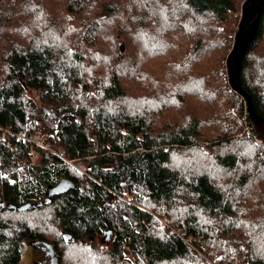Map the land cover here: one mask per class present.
Returning a JSON list of instances; mask_svg holds the SVG:
<instances>
[{"label": "trees", "instance_id": "obj_1", "mask_svg": "<svg viewBox=\"0 0 264 264\" xmlns=\"http://www.w3.org/2000/svg\"><path fill=\"white\" fill-rule=\"evenodd\" d=\"M241 2L0 0V264L46 242L58 264L60 242L72 264H264V191L248 187L262 182L264 129L225 67ZM263 71L264 8L237 75L264 121ZM59 180L72 187L49 193ZM25 211L52 240L10 217Z\"/></svg>", "mask_w": 264, "mask_h": 264}, {"label": "rangeland", "instance_id": "obj_2", "mask_svg": "<svg viewBox=\"0 0 264 264\" xmlns=\"http://www.w3.org/2000/svg\"><path fill=\"white\" fill-rule=\"evenodd\" d=\"M241 1L242 0H240V2ZM238 13H239V11H238ZM236 15H238V14H236ZM128 38H129L128 39L129 49H130V47L132 45H136L137 46V42L132 40L131 37L129 36V34H128ZM116 39H117V41H116L117 43L119 41L122 42L123 51H120L119 49L118 50H119L120 53H123L124 49H125V40H124L125 37H123L120 33H118L116 35ZM132 48H133V46H132ZM263 74H264V71H263ZM248 75H250V74H248ZM261 78L264 80V76L263 75H262ZM250 83L253 84L252 82H250ZM256 89L258 90L259 95L263 96V102H264V94L260 93V91H263V86H261V87L260 86L259 87L256 86ZM261 103H262V101H261ZM211 108H212L211 105H207V106L203 107V109L205 111H207L208 113L211 112ZM243 110H245L244 109V104H243ZM238 117H239L240 122L242 123L241 132H243L244 134H246L248 136H252L253 133L250 130V126H248L246 124L245 120H244L245 116L243 115V111H242V115L238 116ZM204 124L207 127V131L206 130L205 131L209 134L210 133L209 132L210 127H208L206 125L207 122H204ZM257 135L259 136L258 132H257ZM257 135L254 134L252 136V141L254 142V144H256L259 148H261L264 151V143L261 141L260 138H258ZM66 160H68V161H65V160L64 161L67 162L71 167H73L75 171H77L80 174L85 175V171H84L85 164L82 163L81 160H78V159H70V160L66 159ZM263 168L264 167L259 168L258 169V173H257L259 178H260V180L262 181V182H260V186L259 185L258 186L257 185H253V186H248V187H253V188L258 187V188H260L261 190L264 191V169ZM212 177L216 181V183L219 184V185L222 184V179L226 180V179L230 178V176L227 173H224V172H220V173H217L216 175H212ZM230 185H232V181L230 182V184L228 186H230ZM222 186H224V185H222ZM10 217H11V219H13L15 221L25 220L28 223H30L31 225H33L35 228H39V229H42V227L41 226L36 227V224H38L41 221L44 224V226L46 227L45 229H47V228L49 229V230H47V232L44 233L45 239L46 240H52L53 237H54L53 227H51V224L45 223L43 221L45 219L42 218L39 214H34V212H32V211H25V212H22V213H18L16 216L12 215ZM160 222L163 224L164 220H160ZM246 234H247L246 232L243 233V235H246ZM102 236L103 235H100L99 237L101 238ZM99 237L96 238V241H95L96 244H98V245L101 243V241H99ZM58 244H59L58 245V250L61 253V262H62V264H72V262H74V257L68 254V250L71 249V246H69L66 243H62V242H60ZM42 246H44V245L43 244L41 246L39 244L30 245L28 243L23 244L22 247H21V258H20V261H19L18 264H49V256L47 255L45 248H43ZM77 253L80 256H82V254H83L81 251H79ZM78 254H76V255H78ZM123 255L125 256V258L129 259L130 261H133L132 255H129L126 251H123ZM196 255H198V254L196 253ZM198 256L200 258L202 257L201 255H198ZM137 264H139V263H137Z\"/></svg>", "mask_w": 264, "mask_h": 264}, {"label": "water", "instance_id": "obj_3", "mask_svg": "<svg viewBox=\"0 0 264 264\" xmlns=\"http://www.w3.org/2000/svg\"><path fill=\"white\" fill-rule=\"evenodd\" d=\"M261 1V2H258ZM264 8V0H243L240 7V17L237 30L235 32L234 40L231 43V47L225 57V67L227 72L228 82L230 88L241 95L245 100L246 110L248 115L255 121L260 122L264 129V121L258 118L251 111V104L249 97L239 89L238 87V71L240 57L245 48L251 43L260 14ZM120 51H123L122 42L117 43ZM72 187V183L66 180H59L50 190L49 193H58ZM30 208V205H21L20 209ZM43 248L46 249L49 256V264H58V255L53 250L50 244L44 243Z\"/></svg>", "mask_w": 264, "mask_h": 264}, {"label": "built area", "instance_id": "obj_4", "mask_svg": "<svg viewBox=\"0 0 264 264\" xmlns=\"http://www.w3.org/2000/svg\"><path fill=\"white\" fill-rule=\"evenodd\" d=\"M17 137H20L22 139H25L26 141H28L30 144L32 145H39L42 146L44 148L49 149L52 153L58 154L60 157L63 158V154L62 151H57V150H53L49 147V145L45 142L46 139V135L45 134H38L36 132L28 135V136H24V134L22 132H19L16 134ZM30 156H33V152H30ZM68 161V160H67Z\"/></svg>", "mask_w": 264, "mask_h": 264}, {"label": "flooded vegetation", "instance_id": "obj_5", "mask_svg": "<svg viewBox=\"0 0 264 264\" xmlns=\"http://www.w3.org/2000/svg\"><path fill=\"white\" fill-rule=\"evenodd\" d=\"M258 2H261V1H258ZM35 244L37 245L38 243H35ZM35 244H34V245H35ZM41 245H42V244H41ZM42 247H43V246H42ZM45 250H46V249H45ZM46 253H47V252H46Z\"/></svg>", "mask_w": 264, "mask_h": 264}]
</instances>
